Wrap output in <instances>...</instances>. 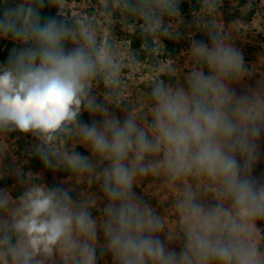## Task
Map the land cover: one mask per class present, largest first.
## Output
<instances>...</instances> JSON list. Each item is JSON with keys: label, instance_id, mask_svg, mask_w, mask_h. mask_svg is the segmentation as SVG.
Segmentation results:
<instances>
[{"label": "clouds", "instance_id": "clouds-1", "mask_svg": "<svg viewBox=\"0 0 264 264\" xmlns=\"http://www.w3.org/2000/svg\"><path fill=\"white\" fill-rule=\"evenodd\" d=\"M47 3L64 19L42 18L45 0H20L0 16V37L19 45L0 65V138L32 134L46 168L63 167L74 188L99 185L106 204L98 209L100 197L88 191L73 200L28 172L19 197L0 190V264H97L98 246L112 264H264L257 227L264 181L252 175L264 135V78L236 94L233 86L250 72L217 20L195 16L211 43L192 42L196 66L186 84L154 78L151 107L142 112L124 97V54L104 26L139 29L159 47L175 32L179 0H100L88 17L72 15L69 0ZM100 84L103 103L92 95ZM124 101L131 110L121 121L107 105ZM84 111L99 124L81 122ZM145 176L162 177L175 194L174 227L134 192ZM174 241L179 251L169 247Z\"/></svg>", "mask_w": 264, "mask_h": 264}, {"label": "rangeland", "instance_id": "rangeland-1", "mask_svg": "<svg viewBox=\"0 0 264 264\" xmlns=\"http://www.w3.org/2000/svg\"><path fill=\"white\" fill-rule=\"evenodd\" d=\"M19 2L20 0H7V4H5V0H0V16L3 15L5 7H13ZM99 2L100 0H69L71 14L80 17L94 15L98 10ZM184 4L189 8L188 13H182L179 9ZM202 5L203 0H179L180 17L172 20L173 25L176 27L175 32L170 30L169 36L161 37L164 46L157 47L154 42V50L159 55L156 66L147 61L137 60L134 57L130 48V36L136 30L123 29L119 23L113 27L104 26L103 35L105 39L115 43L124 54L123 58L126 65L123 69L124 97L137 111L147 112L151 107L152 102L149 99V93L154 78H160L167 74L174 79V83H170L173 86L186 84L187 77L196 66L190 53L192 42L211 43L207 30L197 25L195 16L205 19L215 18L222 34L241 53L249 49L253 50V53L256 52V55L264 52V0H208L207 7ZM194 6H199L198 10L194 11L192 9ZM54 17L64 19L58 16L57 8ZM227 18L231 20L227 22ZM168 22L169 19L165 17V26ZM68 23L71 24L72 21L69 20ZM205 37L210 41H205ZM167 43H170L173 47L175 54L170 55L167 53ZM0 46L8 57L14 47H19L11 38L4 37H0ZM65 46L66 48L72 47L70 43ZM164 54H168L169 57L166 59L161 58L160 56ZM103 91L102 84L92 91V95L96 96L99 103H103V96L100 95ZM127 101L122 102L120 107L115 105H107V107L118 119L123 121L126 112L131 110ZM86 113L89 115V124L93 120L99 124L100 116H93L87 111L82 112L80 116ZM37 143V138L32 134L21 133L18 130L8 132L0 138V172L3 173L0 178L11 181V184L5 188L9 190L10 194L23 193L25 186L21 181L27 179L26 174L31 172L34 176L40 177L33 182L43 183L52 188H66L73 200L79 201L80 191H88L96 197H102L99 185L93 184L89 187L86 183H82L81 185L77 184L74 188L72 183L68 181V177L64 178L61 175L60 169H51L50 175H48L46 169L42 168H30L25 171L24 167L27 165L28 159L35 154L34 149ZM76 151L78 152L77 148ZM142 187V185L139 186L140 189ZM102 208L101 205L100 209ZM92 214L98 215L100 213L97 209H93Z\"/></svg>", "mask_w": 264, "mask_h": 264}, {"label": "crops", "instance_id": "crops-1", "mask_svg": "<svg viewBox=\"0 0 264 264\" xmlns=\"http://www.w3.org/2000/svg\"><path fill=\"white\" fill-rule=\"evenodd\" d=\"M242 56L244 59V63L248 64H246V68L249 70L250 75H247L242 82L236 83L233 86L237 95L245 93L248 88H256L258 86V81L264 78V52H260L259 55H256V52L253 53V50L251 51L249 49L246 50V52H242ZM82 148L87 151V156H89V150L84 146H82ZM258 150L260 152V156L254 163L252 175L257 179L264 181V135H262L258 141ZM237 158L239 159V157ZM140 185L143 186L141 189L139 188ZM136 187L138 188L136 189ZM5 188H0V190ZM134 192L138 196L143 197L153 207H157L158 210L165 214L170 224L173 227L175 226L176 215L173 210V201L175 198V194L165 186L162 177L145 176L140 178L138 181V186H134ZM10 195L13 198H16L14 196V193ZM97 203L98 209H100L101 205L104 207V205L106 204V200L100 197ZM93 216L95 217L97 215ZM257 227L264 229V221H258ZM161 239H165L164 235L161 236ZM103 243V235L102 233H98V245H102ZM169 247L175 249L176 251H179L180 242L174 241L169 244ZM97 251L100 252V257L97 261V264H112L110 254L105 252L99 246L97 248Z\"/></svg>", "mask_w": 264, "mask_h": 264}, {"label": "trees", "instance_id": "trees-1", "mask_svg": "<svg viewBox=\"0 0 264 264\" xmlns=\"http://www.w3.org/2000/svg\"><path fill=\"white\" fill-rule=\"evenodd\" d=\"M198 8H199V6L192 7V9L194 11L198 10ZM179 9L182 13H188V11H189V8L186 4L181 5L179 7ZM55 10H56V7L48 4L47 0H45L44 6L40 9V14H41L42 18L54 17ZM230 20L231 19H229V18L226 19L227 22H229ZM205 41H210V40L205 37ZM130 48L132 49L134 57L137 60L147 61L148 63L152 64L153 66H156L157 59H158L159 55H157L155 50H154L155 43L151 39H149L147 42H145L144 38L142 37L140 30H136L130 36ZM167 49H168L167 53H169L170 55L176 53L175 50L173 49V47L170 45V43H167ZM160 57L166 59L169 57V55L164 54ZM8 58L9 57H8L7 53H5V51H2L1 46H0V65L6 64L8 61ZM160 78L164 79L168 83H172V84L174 83V79L167 74L165 76H161ZM79 120L83 123H87V124L90 123L89 115L87 113L84 114L83 116H80ZM77 150L80 154L87 156V151L84 150L81 146H78ZM30 168L46 169L48 175L51 174V168H46L45 165L43 164L40 156L36 155V154L32 155L28 159V163L24 167V170L27 171ZM60 171H61V175L64 178L69 177L70 173H68L63 167L60 168ZM9 184H11V181L9 179L0 178V188H5V187L9 186ZM20 195L21 194H14V196L16 198L19 197ZM99 257H100V252L97 251V261L99 260Z\"/></svg>", "mask_w": 264, "mask_h": 264}]
</instances>
